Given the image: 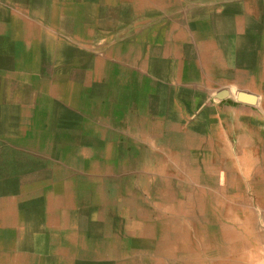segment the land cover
<instances>
[{
	"label": "rangeland",
	"instance_id": "rangeland-1",
	"mask_svg": "<svg viewBox=\"0 0 264 264\" xmlns=\"http://www.w3.org/2000/svg\"><path fill=\"white\" fill-rule=\"evenodd\" d=\"M107 5L116 22L5 106L9 256L264 264V0Z\"/></svg>",
	"mask_w": 264,
	"mask_h": 264
},
{
	"label": "crops",
	"instance_id": "crops-1",
	"mask_svg": "<svg viewBox=\"0 0 264 264\" xmlns=\"http://www.w3.org/2000/svg\"><path fill=\"white\" fill-rule=\"evenodd\" d=\"M111 2L116 0H0V120L10 119L5 106L31 99L27 92L36 88V74L57 70L67 41H81L83 35L88 40L95 26L116 22ZM24 222L0 204V264L16 263L8 252L9 233L21 232Z\"/></svg>",
	"mask_w": 264,
	"mask_h": 264
},
{
	"label": "bare ground",
	"instance_id": "bare-ground-1",
	"mask_svg": "<svg viewBox=\"0 0 264 264\" xmlns=\"http://www.w3.org/2000/svg\"><path fill=\"white\" fill-rule=\"evenodd\" d=\"M242 101V100H241ZM169 168V167H168ZM113 253V252H112Z\"/></svg>",
	"mask_w": 264,
	"mask_h": 264
}]
</instances>
